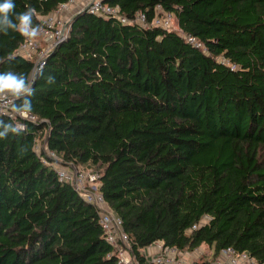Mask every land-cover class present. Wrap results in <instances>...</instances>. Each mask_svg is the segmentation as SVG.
I'll list each match as a JSON object with an SVG mask.
<instances>
[{
  "label": "trees",
  "instance_id": "1",
  "mask_svg": "<svg viewBox=\"0 0 264 264\" xmlns=\"http://www.w3.org/2000/svg\"><path fill=\"white\" fill-rule=\"evenodd\" d=\"M65 1L14 0L15 12L32 6L41 26ZM107 1L148 23L172 12L198 45L173 29L70 17L33 84L36 119L0 115L27 129L0 139V264H122L99 209L55 165L98 174L138 264H156L155 241L211 246L200 264L228 247L264 264V0ZM23 39L0 33V72L31 82Z\"/></svg>",
  "mask_w": 264,
  "mask_h": 264
},
{
  "label": "built area",
  "instance_id": "2",
  "mask_svg": "<svg viewBox=\"0 0 264 264\" xmlns=\"http://www.w3.org/2000/svg\"><path fill=\"white\" fill-rule=\"evenodd\" d=\"M77 4H79V6L75 9V12L86 10L96 15L113 16L120 20L121 23L137 22L143 26L150 24L164 29H173L178 31L188 42L198 45L192 36L184 34L177 27V22L176 25L172 27L173 22L170 24V21L175 18L172 12H159L158 9L156 15L148 23L144 13L137 12L134 18L129 19L119 13L118 5H112L107 0H67L59 4L54 12L42 17L41 33L35 40L24 38L17 48L18 53L27 59L33 60L34 65L32 72H35L38 67L42 66L47 53L67 36L71 16L66 18L63 16V12L69 11L71 6H77ZM13 99L14 98L9 97L7 100H0V115H5L9 118L20 116L10 111ZM23 117L30 120L36 119L35 116L30 113L24 114ZM48 151V153L53 156V152L51 150ZM55 168L59 180L70 182L85 201L94 204L99 209L98 222L103 228L106 240L114 247H120L116 253L118 262L122 264H133L130 255L127 253L130 245L128 236L122 229V220L108 208L103 195L98 191V174L91 170H84L82 167L66 168L57 167V165H55ZM205 218L206 217L202 220ZM195 226L196 225H193L192 227L194 228ZM149 246L154 248V252L149 260L156 264H188L180 255L182 251L175 246L165 245L162 241H155ZM148 248L149 247H147V249ZM241 260L243 262H241ZM252 262L253 259L247 253L237 252L228 247L222 249L220 255L209 264H252ZM135 264H138V262L135 261Z\"/></svg>",
  "mask_w": 264,
  "mask_h": 264
},
{
  "label": "clouds",
  "instance_id": "3",
  "mask_svg": "<svg viewBox=\"0 0 264 264\" xmlns=\"http://www.w3.org/2000/svg\"><path fill=\"white\" fill-rule=\"evenodd\" d=\"M15 7L14 0H0V33L7 34L9 30H13L26 39L35 40L41 33V26L33 23V17L36 14L35 8L25 5V10L17 13ZM9 59H14V57H9ZM43 75V67L37 68L31 82L24 73L11 70L0 72V100L12 97L14 99L10 111L22 117L24 114L31 113L33 110L31 97L35 94L33 84L38 76ZM55 80V76L49 74L46 82L53 85ZM16 101H20V103H16ZM25 131L27 129L23 124L0 119V139L7 138L10 133L20 135Z\"/></svg>",
  "mask_w": 264,
  "mask_h": 264
},
{
  "label": "rangeland",
  "instance_id": "4",
  "mask_svg": "<svg viewBox=\"0 0 264 264\" xmlns=\"http://www.w3.org/2000/svg\"><path fill=\"white\" fill-rule=\"evenodd\" d=\"M77 1H80V0H77ZM88 1V0H86ZM76 5V4H75ZM79 6V4H77V6H71L69 11L67 12H63V16H65L66 18L72 16L75 12V9H77ZM173 22V25L172 27H174L176 25V18H174V20L172 19L170 21V24ZM42 144H38V148L41 149V146ZM39 149H37L39 151ZM149 248L147 249L146 247V255L150 258V256L153 254L154 252V248L153 247H150L148 246ZM118 248L120 249V247H117V250ZM120 252V250H119ZM128 255H130L131 257V262L133 264H135V260L133 259L132 257V253L130 252V249H128ZM212 254H213V248L211 246H207V245H201L199 247H197L195 250L193 251H189V250H185V251H182L181 252V256L188 262V264H200L202 263L204 260H211L212 259ZM133 260V261H132ZM241 262H243L241 260ZM252 264H256L253 260Z\"/></svg>",
  "mask_w": 264,
  "mask_h": 264
}]
</instances>
